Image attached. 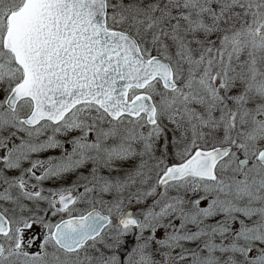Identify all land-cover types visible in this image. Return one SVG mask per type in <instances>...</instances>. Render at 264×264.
Segmentation results:
<instances>
[{
  "label": "snow or ice",
  "instance_id": "1",
  "mask_svg": "<svg viewBox=\"0 0 264 264\" xmlns=\"http://www.w3.org/2000/svg\"><path fill=\"white\" fill-rule=\"evenodd\" d=\"M0 264H264V0H0Z\"/></svg>",
  "mask_w": 264,
  "mask_h": 264
}]
</instances>
